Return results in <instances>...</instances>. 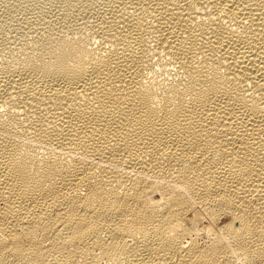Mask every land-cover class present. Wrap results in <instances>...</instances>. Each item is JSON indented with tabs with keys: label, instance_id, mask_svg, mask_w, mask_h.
<instances>
[{
	"label": "bare ground",
	"instance_id": "bare-ground-1",
	"mask_svg": "<svg viewBox=\"0 0 264 264\" xmlns=\"http://www.w3.org/2000/svg\"><path fill=\"white\" fill-rule=\"evenodd\" d=\"M58 2L0 19V264H264V0Z\"/></svg>",
	"mask_w": 264,
	"mask_h": 264
},
{
	"label": "rangeland",
	"instance_id": "rangeland-1",
	"mask_svg": "<svg viewBox=\"0 0 264 264\" xmlns=\"http://www.w3.org/2000/svg\"><path fill=\"white\" fill-rule=\"evenodd\" d=\"M0 1H1V0H0ZM3 1H4V0H2V1L0 2V12L2 11V12L0 13V16H1L0 19L4 21V22H3L4 24L2 23V21H0V26H2V24H3V27H4V26L7 24L6 27H4V28H8V25H9L10 23H12V22H13L12 24H14V22H15L14 20H16V18H17V20H18V21H17L18 23H19L20 20H22V22H21V21H20V22L23 24L25 21L28 22V21H29L28 19L31 20V19L34 17L35 14L40 16L41 13H45V14H46V11H49V12H47L46 15L43 14L42 17H43V16H47L48 14L50 15L52 12H54L55 14H58V13L60 12V9H59V7H58V9H57V8H56V5L58 4L57 6H60L59 3L62 4V2H58V0H56V1H55V0H51V3H52V4L50 3V0H48V1H49V4H48L47 0H43L44 2H43L42 0H41V2H40V0H39V1H38V0H37V1H36V0H35V1H34V0H24V1H22V0H7V1H4V2H3ZM20 1H22L23 3L26 1L27 4H26V2L23 4V3L20 2ZM28 1H30V2L28 3ZM31 1H33V2H31ZM53 1H54V2H53ZM60 1H62V0H60ZM6 2H7L8 5H6ZM37 2H38V3L40 2L41 5L38 4ZM46 2H47V3H46ZM12 3H13V4H12ZM14 3H15V4H14ZM18 3H19V5H18ZM21 3H22V4H21ZM31 3H32V5H31ZM34 3H35V4H34ZM9 4H11V5H9ZM25 4H26L27 6H26ZM33 4H34V6H33ZM42 4H43V5H42ZM46 4H47V5H46ZM1 5H2V6H1ZM20 5H21V6L24 5L23 7H24V9H25L26 12L24 11V9H23ZM29 5H30V7H29ZM35 5H36V6H35ZM3 6H4L5 10L7 9L8 14H7V13L5 14L6 11L3 12V10H4V9H2ZM8 6H9L10 8H9ZM19 6H20V7H19ZM25 6H26L27 8H25ZM31 6H32V7H31ZM40 6H42V7H40ZM46 6H47V7H46ZM53 6H54V7H53ZM7 7H8V8H7ZM34 7H36L37 9L34 8ZM38 7H39V12L35 11V10H38ZM45 7H46V8H45ZM51 7H52V8H51ZM14 8H16V9H14ZM17 8H18V9H17ZM19 8H22L23 10L20 9V11H19ZM43 8H44V10H43ZM50 8H51V9H50ZM54 8H55V9H54ZM10 9H11V11H10ZM13 9H14V12H15V13L12 11ZM30 9H32V10L35 11L34 15L31 14L32 10H31V12H29ZM46 9H47V10H46ZM49 9L52 10V11H50ZM53 9H54V10L57 9V10H56L57 12H55ZM15 10H16V11H15ZM17 10H18V11H17ZM40 10H41V11H40ZM21 11H22V12H21ZM27 11H28V13L30 14V17H29V14L27 13ZM34 11H33V12H34ZM44 11H45V12H44ZM58 11H59V12H58ZM9 12H12V13H14V14H16V15L14 16V14L9 13ZM20 12H21V13H20ZM23 12H24L25 14H26V13H27V14H26V15H25V14L23 15ZM50 12H51V13H50ZM3 13H4L6 16L2 15ZM18 13H20V14H18ZM38 13H39V14H38ZM11 14H12V15H11ZM52 14H53V13H52ZM52 14H51L49 17H48V16H47V17H48V18H52V19H54L53 17H55V14H53V15H52ZM7 15H8V16H9V15L11 16V17L9 16L10 19L13 18V19H11L12 22L10 21V19L8 18ZM17 15H21V16H20L21 18H20L19 16H18L19 18L16 17ZM27 15H28V16H27ZM32 15H33V16H32ZM36 15H35V16H36ZM3 16H4V17H3ZM51 16H52V17H51ZM56 16H57V15H56ZM23 17H24V18H23ZM27 17H28V19H27ZM6 18L9 19V21H10L9 23H8V19H6ZM55 18H56V17H55ZM4 19H5V20H4ZM23 19H24V20H23ZM27 20H28V21H27ZM17 22H15V24H16ZM29 22H30V21H29ZM12 24H10L9 27L12 26ZM17 25H18V24H17ZM19 25H20V24H19ZM0 28H2V27H0ZM11 28H12V27H10L9 29H11ZM1 30H2V29H0V31H1ZM8 32H10V30H9ZM3 34H4L3 32H0V40L2 39V40L0 41V43H1V42H2V43H5V42H6V37H7V35L4 34V35H5V36H4ZM8 34H9V33H8ZM3 39H4V40H3ZM2 43H1V44H2ZM152 201H153V200H152Z\"/></svg>",
	"mask_w": 264,
	"mask_h": 264
}]
</instances>
